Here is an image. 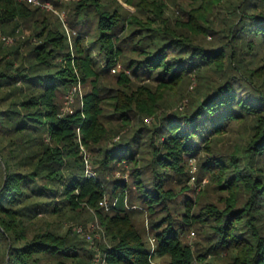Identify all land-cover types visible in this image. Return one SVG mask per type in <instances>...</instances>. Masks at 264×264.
I'll return each mask as SVG.
<instances>
[{"label":"trees","instance_id":"trees-1","mask_svg":"<svg viewBox=\"0 0 264 264\" xmlns=\"http://www.w3.org/2000/svg\"><path fill=\"white\" fill-rule=\"evenodd\" d=\"M113 1L73 0L80 33L72 42L40 6L0 0L4 31L25 23L33 34L0 43V264H92L94 251L66 226L89 218L109 240L106 264H152L155 256L165 264H264V60L254 64L264 47V0H189L175 18L164 0H124L145 18ZM119 62L108 85L104 72ZM210 71L218 78L200 83L184 110L166 107L168 94ZM78 83L90 87L63 112V96ZM234 124L250 134L226 151L216 136ZM81 145L93 153L96 176L86 173ZM196 155L195 181L206 174L208 182L189 196ZM116 168L129 170L131 183L110 179ZM107 196L117 198L109 211ZM126 198L131 211H147L153 252ZM192 227L195 248L184 239Z\"/></svg>","mask_w":264,"mask_h":264},{"label":"rangeland","instance_id":"rangeland-1","mask_svg":"<svg viewBox=\"0 0 264 264\" xmlns=\"http://www.w3.org/2000/svg\"><path fill=\"white\" fill-rule=\"evenodd\" d=\"M49 1L52 6H54L55 10H57L60 14H58L56 11H54L51 8H47V7H41L42 9V13L43 15L46 16L47 20L50 21V24L56 27H59V29H61L62 31H64L68 38L69 41H74V35L77 33H80L78 31V27L75 25L76 22H74V11L73 9L70 8V4L73 0H59L60 4L57 6L53 0H47ZM106 3L108 4H112L115 5L113 0H104ZM122 3V5L128 9L131 13H137L139 16L141 17H147L146 13L147 12H143L137 9L136 6H133L132 4L124 1V0H118ZM166 3V10H167V14L172 17L175 18L177 16H180L181 12L178 10L179 7H188V3L189 0H164ZM224 10L221 13H218L216 18V25L217 26H221L224 24V20L222 18V16L224 15ZM226 17V16H224ZM91 27H90V31L89 33H83L85 40L84 43L85 44H89L90 41L92 40V36L94 32H95V21H91ZM14 23H10L8 26H6V28L8 29V31H4L2 25H0V43H2L5 47H11L13 45H15L17 42L23 41L28 37H31L32 34V30L31 27L26 26L25 23H21L19 26H17L15 28V32L10 33V30H12ZM80 26V25H79ZM89 26V25H88ZM86 28V26L84 27ZM82 34V35H83ZM3 36H6V38H3ZM209 36V35H208ZM208 36L206 38H203L201 42L203 43H208V41L212 40V38H208ZM33 40L36 41L38 40V37H33ZM259 54L257 55L254 64H257L258 62H263L264 60V47H260L259 49ZM96 57L99 56L97 50L94 53ZM101 65V64H100ZM123 66L122 63L119 62L116 67L111 68L110 72H108L106 70V72H104L105 76V82L108 85H114L116 84V79L117 76L116 74L118 73V71L123 70ZM116 69V71H115ZM218 78V75L215 74L214 72L210 71L209 76L207 79H203L200 80L199 78L192 76V80L190 82H187L185 84L182 85V87L178 88L176 91L171 92V94H168L166 99L167 102H165L166 107L170 108V109H179V110H184L187 107V103L189 102L188 99L191 98L194 94L198 95V87L200 85V83H204L206 80H214V78ZM202 81V82H201ZM90 85H84L82 83H78L76 86H74L70 91H68L64 96H63V104L62 107L65 105V101L67 100V95H69V98H72V101L70 102L71 108H75L77 106H79L81 104V99H82V94H84V92L86 91L87 88H89ZM200 91V90H199ZM189 97V98H188ZM250 133H247V130L243 132V129L241 127V125L238 124H234L233 127L227 131L224 132L222 134H220L218 137V139L216 140L217 143L220 145L221 148L226 149V151H229L230 149H232V146L237 143L240 144L242 142H244L245 140H247L248 135ZM117 138V137H116ZM86 153L88 154V157L91 161L92 164V168H93V153L91 151H89L88 149H86ZM201 150V149H200ZM199 156L200 155H196L193 156V163L196 164L197 167V171H198V166H199ZM127 169L128 166L127 164H125ZM120 166V165H119ZM190 169L192 164L189 165ZM118 167V166H117ZM197 173V172H196ZM199 175H201L199 173ZM110 179L111 178H125V180L129 183H131V176L129 173V170H120L119 168H116V170H114L113 174H111L110 176H108ZM202 180L200 182L197 181H189L190 184L195 187V191H191L189 192V196H192L195 194H197V192L204 188V185L206 182H208V176L206 174H202ZM184 194H182L179 197V200L181 201L184 198ZM209 196H211L210 198H214V200L217 199L216 194H214L213 192H209ZM108 198H110L109 196H107ZM129 198V197H128ZM111 200V198H110ZM181 205V204H180ZM129 208V211L131 212V218L134 220L136 227L138 228V230L143 234V237L147 243V245L152 249L153 247L155 248L157 246V240H156V236H155V231L151 228L150 225V219L148 217L147 211L138 206L136 208V211H131L130 206L134 207L136 205H130V201L128 200V205H126ZM180 207V206H179ZM178 207V208H179ZM180 209L182 210L183 207H180ZM106 210H111L110 208H106ZM48 219H52L48 218ZM69 224H74L76 228H78V230L80 231V236L84 239V244L92 249L94 251V256H93V260H92V264H102L104 263L102 261V257H101V252H102V245L109 243V240L107 239V237L103 234L102 229L100 228V224L97 222V220H93V218H89L88 220H86V222L83 223H79V222H73L70 221L66 222V226L68 227ZM81 228V229H79ZM185 241L188 242L190 245H192L194 248L196 247V242L199 241L200 237L197 233V230H195V228H190L187 233L186 236L184 237ZM166 257L164 256H155L152 258L151 262L152 264H165L166 261Z\"/></svg>","mask_w":264,"mask_h":264},{"label":"built area","instance_id":"built-area-1","mask_svg":"<svg viewBox=\"0 0 264 264\" xmlns=\"http://www.w3.org/2000/svg\"><path fill=\"white\" fill-rule=\"evenodd\" d=\"M31 4H34V5H37V6H40V7H47V8H51L53 9L54 11H56L58 14H60L57 10H55L54 6H52V4L47 1V0H25ZM61 15V14H60ZM3 38H6V36H3ZM69 95H67V100L65 101V105L62 107V111L63 112H67V111H70L71 109V105H70V102L72 101V98H69L68 97ZM149 121V120H148ZM80 132L79 128H78V133ZM81 148H82V151H83V155H84V162H85V166H86V173L87 175L89 176H96V173L94 172V170L92 169V164H91V161L88 157V154L86 153V150H85V147L83 145H81ZM193 159L194 158H191L190 159V164H192L191 166V169H190V173H191V177H190V180L191 181H195L196 180V172H197V167H196V164L193 163ZM127 180V179H126ZM117 202V198H113L110 200V198H104V200L102 201V204L106 207V208H110L112 205H115ZM125 203L126 205H128V202H127V198L125 199ZM81 229V228H79ZM154 247L151 249V251L153 252L154 251ZM102 261L104 263L102 264H106L105 262V259L102 258Z\"/></svg>","mask_w":264,"mask_h":264}]
</instances>
